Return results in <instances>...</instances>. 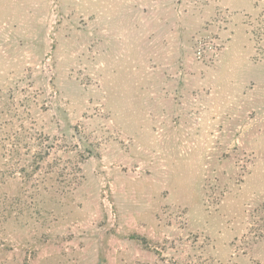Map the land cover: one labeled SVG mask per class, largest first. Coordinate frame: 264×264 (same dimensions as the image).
<instances>
[{
  "label": "rangeland",
  "instance_id": "obj_1",
  "mask_svg": "<svg viewBox=\"0 0 264 264\" xmlns=\"http://www.w3.org/2000/svg\"><path fill=\"white\" fill-rule=\"evenodd\" d=\"M0 264H264V0H0Z\"/></svg>",
  "mask_w": 264,
  "mask_h": 264
},
{
  "label": "trees",
  "instance_id": "obj_2",
  "mask_svg": "<svg viewBox=\"0 0 264 264\" xmlns=\"http://www.w3.org/2000/svg\"><path fill=\"white\" fill-rule=\"evenodd\" d=\"M88 149L90 150V152L94 153L93 150H91L90 148H88ZM45 154L49 155V152H48V151H45V153H42V154H41V160L44 159V155H45Z\"/></svg>",
  "mask_w": 264,
  "mask_h": 264
}]
</instances>
